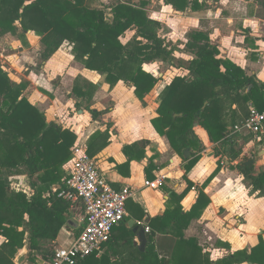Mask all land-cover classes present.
Returning <instances> with one entry per match:
<instances>
[{"label":"trees","instance_id":"trees-1","mask_svg":"<svg viewBox=\"0 0 264 264\" xmlns=\"http://www.w3.org/2000/svg\"><path fill=\"white\" fill-rule=\"evenodd\" d=\"M163 1L177 11H196L203 7L199 0ZM257 1L264 6V0ZM149 2L142 0L140 6L118 0L99 8L85 0H0V40L11 33L25 42L27 32L34 31L42 37L43 61L69 41L73 43L77 61L97 71L111 87L120 81L131 84L137 98L146 104L145 98L161 78L146 71L144 65L174 61V49L160 34L163 24L150 18L143 7ZM109 8L111 18L107 17ZM129 30H134L135 35L130 44H124L122 37ZM185 50L194 56L186 67L188 73L175 76L167 84L160 94L158 115L151 122L160 135L167 136L179 155L185 157V150H190L185 167L188 173L205 149L195 132L197 125L207 131L211 142H223L231 160L240 156L242 151L235 146L232 129L249 117L251 106L264 111V81H258L240 65L221 57L218 45L212 43L208 32L188 33ZM26 89L25 83L14 82L0 64V236L7 239L0 246V264H17L15 259L25 247L27 233L34 253L41 252L40 241L55 240L70 218L69 204L59 197V192L68 178L63 166L72 157L70 149L76 134L56 123H48L45 114L24 95ZM104 112L91 110L93 117ZM102 135L97 132L90 138L91 156L92 147ZM259 142L264 144V136ZM107 144L105 141L103 146ZM150 145L149 140H141L125 146L128 157L125 166L146 158ZM152 160L146 167L149 178H153L151 173L156 168ZM246 161L249 159L237 167L248 183L249 192L264 197V167L258 171L254 164L243 165ZM18 168L24 169L32 194L15 189L9 181L8 172L14 173ZM220 170L219 163L203 189ZM57 184L61 188L53 191ZM193 186L188 180L183 193H172L165 213L151 219L146 247L138 251L139 264H175L176 259L182 264V256L178 251L175 253L176 249L197 245L195 240H185L184 232L193 219L201 217L210 198L201 189L196 203L185 211L181 203ZM81 230L82 227L75 228V235ZM113 240L111 236L110 245ZM53 251L54 248L47 251L45 256ZM245 262L264 264L262 234L251 249L236 250L218 261L207 260L206 264ZM31 264H40L35 254ZM76 264H111V260L108 255L93 254Z\"/></svg>","mask_w":264,"mask_h":264},{"label":"crops","instance_id":"crops-1","mask_svg":"<svg viewBox=\"0 0 264 264\" xmlns=\"http://www.w3.org/2000/svg\"><path fill=\"white\" fill-rule=\"evenodd\" d=\"M199 2L203 7L196 11H177L163 0H150L145 10L150 18L163 24L160 31L163 37L164 23L169 25L173 21L180 26V31H173L174 35H185L191 28L208 32L212 43L219 46L221 57L240 65L258 81H264V6L257 0ZM133 3L140 5L141 0H133ZM67 43L43 61L40 57L44 47L42 37L30 30L23 42L18 35L7 33L0 40V64L14 82L27 85L24 95L45 114L48 123H56L76 134L74 145L81 142L89 147L92 135L103 133L92 147V158L115 189L129 186L133 195L127 201L125 220L113 231L112 245L108 243L101 255H108L111 264H139L138 251L145 248L141 249V240L134 228L151 227V219L165 213L172 193H183L188 187V180L194 186L182 200L184 210L193 207L201 189L210 198V204L184 232L185 240H195L197 245L192 248L186 245L175 251L182 256V264H206L207 260L215 262L230 252L257 245L259 234L264 229V197L250 194L244 183V175L237 166L246 159H253L256 170L263 168L264 154L260 153L264 151V144L250 135L233 134L235 146L242 152L236 160H231L223 142H211L207 131L197 125L195 132L205 149L198 163L186 173L188 160L172 148L167 136L160 135L151 122L158 115L160 94L172 80L168 81L164 73L158 70L160 64L165 62L144 65L146 71L161 79L145 98L146 104H143L131 84L120 81L111 87L97 71L77 61L69 47L63 48ZM91 110L105 112L93 117ZM141 140L151 142L146 149V158L133 160L125 166L128 157L124 147ZM105 141L108 144L103 146ZM151 158L156 166L151 173L153 178L146 174ZM219 163L221 170L203 189ZM64 170L69 175V163L64 165ZM15 174L8 172L12 186L32 194L27 176L21 178L28 183L27 188L23 185L24 189L14 182L13 178L19 176ZM157 180H161L162 184L156 188L145 185L146 181ZM59 188L60 184L54 185L53 191ZM69 212V222L63 226L57 238L40 241L42 251L33 252L40 264L47 261V256H51L56 249L68 247L74 241L75 228L81 227V223L70 207ZM239 214H245L247 224L234 219ZM130 221H134V224H130ZM6 241V237L0 236V246ZM53 248L54 251L45 256ZM23 252L24 248L17 257ZM177 262L176 259L175 264ZM28 264H31V259Z\"/></svg>","mask_w":264,"mask_h":264},{"label":"built area","instance_id":"built-area-1","mask_svg":"<svg viewBox=\"0 0 264 264\" xmlns=\"http://www.w3.org/2000/svg\"><path fill=\"white\" fill-rule=\"evenodd\" d=\"M233 134L264 136V111L251 106L249 117L232 129ZM70 171L59 197L68 202L70 210L81 223L82 230L68 247H60L41 264H76L79 260L96 254L100 256L111 240L113 229L127 215V201L133 191L129 186L115 189L98 163L89 154L86 143L78 142L72 148ZM161 180L146 181L156 188ZM148 233L151 228L146 226Z\"/></svg>","mask_w":264,"mask_h":264},{"label":"rangeland","instance_id":"rangeland-1","mask_svg":"<svg viewBox=\"0 0 264 264\" xmlns=\"http://www.w3.org/2000/svg\"><path fill=\"white\" fill-rule=\"evenodd\" d=\"M85 1L93 7H101V8L105 7L106 8L107 6L110 5L111 2L118 1V0H85ZM128 1H129V3L134 4L133 0H128ZM141 2H142V0H141ZM140 6H141V4H140ZM143 7H145V6H143ZM156 7H157V5H156ZM107 17L111 18V11L108 9H107ZM170 23L171 24H169V25L164 23L165 32H163V33L165 34V37L167 39V43L174 49V61L173 62H165V64H160V67L158 68L159 72L164 73V76H165L164 78H167L168 81H170L171 79H173L177 75H186L188 73V70H186V67L188 66L189 61L192 59V57H194L191 53H188L185 50V41H186V39H188V33L193 31L194 29L192 30V28H191V31H189L185 35L183 34L182 36H179L177 34L174 35L173 31H176V32L180 31V28H179L180 26L178 23H176L174 21L170 22ZM134 35H135L134 30L127 31L125 36L122 37V41L124 42V44H130L131 41L133 40L132 38ZM67 42H64V44L67 43V46L64 45L63 48L69 47L71 49V51L73 52V43H71L69 41H67ZM68 45H70V46H68ZM73 146H74V144H73ZM69 161H70V159H69ZM69 161L66 164H68ZM63 169H64V166H63ZM23 171H24V169H22V168H18L17 170H15V172H16L15 175H19V176H17V178H13V179H15L14 182H18L20 184V186L25 189V187L27 188L28 183H26L25 180H23V181L21 180L23 175H25L24 174L25 172H23ZM244 183L248 187V183L246 180L244 181ZM23 185L25 187H23ZM245 217H246L245 214H243V215L239 214L238 216H234V219L238 222L241 221L240 223H244V225H245V223L247 222V220H245L246 219ZM263 230L261 231V233L259 235H261V234L263 235V233H264Z\"/></svg>","mask_w":264,"mask_h":264},{"label":"water","instance_id":"water-1","mask_svg":"<svg viewBox=\"0 0 264 264\" xmlns=\"http://www.w3.org/2000/svg\"><path fill=\"white\" fill-rule=\"evenodd\" d=\"M264 151H262L260 153V155H263ZM184 156L186 159H188L190 157V150L186 149ZM255 160L251 159L249 161H246L243 163V165H249V164H254ZM130 224H134V221H130ZM134 231L138 233L140 240H141V249L143 250L146 247L147 244V233L145 231V227L143 226H136L134 228ZM29 233H27L26 237H25V247H24V252L22 254H20L17 259H16V263L17 264H28V260L31 259L32 255H33V250L31 248V242L30 239L28 238Z\"/></svg>","mask_w":264,"mask_h":264}]
</instances>
